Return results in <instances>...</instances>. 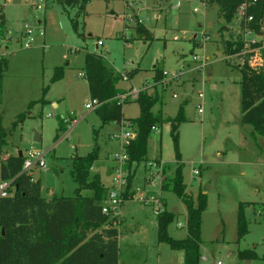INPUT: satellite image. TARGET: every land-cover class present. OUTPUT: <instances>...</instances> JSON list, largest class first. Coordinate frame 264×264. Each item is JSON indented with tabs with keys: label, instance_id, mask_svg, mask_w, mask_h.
Returning <instances> with one entry per match:
<instances>
[{
	"label": "rangeland",
	"instance_id": "obj_1",
	"mask_svg": "<svg viewBox=\"0 0 264 264\" xmlns=\"http://www.w3.org/2000/svg\"><path fill=\"white\" fill-rule=\"evenodd\" d=\"M43 1L0 0L4 25L0 60L6 61L0 95L6 145L0 163L7 153L39 151L45 169L34 168L31 177L39 181L41 196L72 197L76 184L71 159L96 147L97 160L90 174L99 173L109 190L114 172L108 179L106 170L115 164L111 155L120 150L116 139L120 126L101 127L94 109H85L90 98L80 75L84 55L99 54L119 73L118 87L157 95L153 114L160 111L163 118L172 119L183 108L184 121L177 127L176 139L168 121L150 133L145 161L128 170L133 176L131 189L163 197L166 210L176 216L167 233L174 239L184 238L185 208L173 193L160 190L154 169L158 166L170 175L171 164L180 162L186 193L195 199L201 191L207 197L201 215L199 264H264L260 259L264 255V136H252L250 126L240 125V71L236 60H226L220 48L221 41L237 40L240 17L224 25L216 17V7L199 0H89L83 11ZM138 21L152 39L136 35ZM24 26L32 31L28 49L22 47ZM97 41L102 46H96ZM59 66L65 67L62 78L50 83L53 68ZM155 70L166 78L175 77L164 87L154 86ZM42 98L44 103L36 102ZM121 112L124 119L135 118L138 106L129 100ZM18 115H23L22 121L12 129ZM61 118L69 120L57 132ZM35 134L38 142L33 141ZM164 163L170 167L162 169ZM81 195L90 197L91 192L84 190ZM240 203L246 204L248 231L237 240ZM117 212L119 264H183L181 252L157 242L156 215L150 205L132 198L123 201ZM177 223L182 227H176ZM245 250L255 257L238 259L237 253Z\"/></svg>",
	"mask_w": 264,
	"mask_h": 264
},
{
	"label": "trees",
	"instance_id": "obj_2",
	"mask_svg": "<svg viewBox=\"0 0 264 264\" xmlns=\"http://www.w3.org/2000/svg\"><path fill=\"white\" fill-rule=\"evenodd\" d=\"M89 0H44L62 8L79 7L84 10ZM202 5L216 7V17L224 25H230L238 14V8L249 4L241 13L239 26L243 27V19L251 17L247 24L254 33L264 38V0H199ZM75 29V21H71ZM223 26V25H222ZM4 25L0 23V35ZM135 33L143 40L152 39L148 30L141 24L135 26ZM220 48L225 57L239 52L242 48L239 37L235 41H221ZM264 59V48L261 51ZM66 65V64H65ZM64 66L52 70L50 83L59 81L63 76ZM6 69L5 59L0 60V95L1 81ZM240 125H248L252 136H264V66L254 70L248 66L240 68ZM134 72L128 74L131 78ZM82 76L86 81L88 96L95 100L98 106L94 109L100 120L101 127L109 123L120 125L129 122L135 132V138L126 147V169L130 172L132 164L145 161L147 141L153 128L164 121L171 126V135L177 136V127L184 121L183 108L180 107L174 118H163L160 111L152 113L153 106L158 102L157 95H150L146 90L138 93L133 100L139 109L138 116L124 119L122 105L117 96L124 91L117 88L120 80L117 73L99 54L84 55ZM162 79V71L155 70L154 85ZM47 87L42 89L44 95ZM1 102V99H0ZM44 103L43 98L37 100ZM126 103V102H125ZM124 103V104H125ZM31 103L29 104V106ZM23 115L16 116L12 129L21 121ZM67 120L59 119L57 132L64 130ZM6 131L0 118V154L6 145ZM58 134L56 133L54 141ZM97 160L95 147L85 156H74L71 159V177L76 184L72 197L52 196L46 199L41 196L40 183L22 172L23 156L10 155L0 163V182H8V196L0 198V264H119L118 233L115 228L117 218L101 213L100 202H103L106 188L101 184L97 174L91 175L90 170ZM158 163V161H156ZM170 167L164 164L162 169ZM182 164H173V172L167 174L161 170L160 190L173 193L185 208V237L174 239L167 233L168 226L176 216L163 209L156 215L157 242L166 245L170 251L181 252L183 264H199V245L201 215L206 209L207 197L199 191L193 199L186 193L183 182ZM133 176L127 177L126 191L123 201L129 199ZM88 190L90 197L82 196L81 192ZM165 208V202L162 199ZM245 203L238 205L236 219V238H243L247 233V222L244 218ZM240 260L255 257L254 253L245 250L237 253ZM264 262V255L260 257Z\"/></svg>",
	"mask_w": 264,
	"mask_h": 264
},
{
	"label": "built area",
	"instance_id": "obj_3",
	"mask_svg": "<svg viewBox=\"0 0 264 264\" xmlns=\"http://www.w3.org/2000/svg\"><path fill=\"white\" fill-rule=\"evenodd\" d=\"M40 0H38L39 2ZM44 2V1H43ZM38 4L36 3V6ZM249 4H243L238 8V16H241V13ZM251 22V17H246L243 19V27H239V40L241 41L242 48L239 52L225 57L226 60L235 59L238 69L244 68L248 66L254 70H259L264 66V59L261 57V51L264 48V38L249 28H247V24ZM137 23L140 24L138 21ZM39 35L42 36V30H38ZM23 37H25V42L22 43V47L24 49H28L31 47L33 42L32 31L28 29L27 26L23 27ZM96 46H102L101 41L96 42ZM167 75L162 72V79L155 85H163L165 86L168 80L174 78V75H171L169 78H166ZM122 80L126 81L127 76L125 74L121 75ZM143 91V90H142ZM140 91L130 88L128 91L124 92L117 96V100L120 104H124L129 100H134ZM202 98L201 95L198 96ZM98 106L95 100H90V103L85 105V109H95ZM201 106H198V112L201 113ZM120 132L117 134L116 139L119 142L120 150L112 155V159L114 161V166L112 167V174L114 172V177L112 179V185L109 190L106 192V196L103 200L101 206V213L104 215H109L110 217L117 218V210L118 207L123 203V193L126 191L127 186V177L128 170L126 169L127 164V153L126 147L130 144L131 141L135 138V132L131 127L129 122L123 121L121 122ZM152 130H155L153 128ZM23 156V165L22 172L31 176V172L34 168L45 169V164L42 160L43 154L39 151H35L30 149L26 151ZM154 163L148 164V167H151ZM153 167V166H152ZM156 169L155 175L160 177L159 180V188L161 183V168L158 166ZM197 174L196 171H194ZM9 183L8 182H0V198L8 196ZM129 199H137L144 205H150L152 207L154 215H158L162 212V203L161 197L157 194H148L142 193L141 190H129L128 191ZM180 227V224H177Z\"/></svg>",
	"mask_w": 264,
	"mask_h": 264
},
{
	"label": "crops",
	"instance_id": "obj_4",
	"mask_svg": "<svg viewBox=\"0 0 264 264\" xmlns=\"http://www.w3.org/2000/svg\"><path fill=\"white\" fill-rule=\"evenodd\" d=\"M126 6H128V4H126ZM81 75V77H83L82 76V73L80 74ZM130 79V78H129ZM117 86V85H116ZM155 86V85H154ZM133 87V86H132ZM117 88H119V89H121L122 91H124V92H126L127 90H125V89H122L121 87H118L117 86ZM131 88V87H130ZM129 88V89H130ZM88 90V89H87ZM188 99V98H187ZM129 102V101H128ZM128 102H126L125 104H127ZM125 104H123V105H125ZM123 105H122V107H123ZM52 106L54 107V108H56L57 107V104L56 103H53L52 104ZM87 110H90V109H87ZM138 113H139V109H138ZM124 116V115H123ZM138 116V115H137ZM136 118V117H135ZM64 120H69L68 118L66 119V118H63ZM126 119H133V118H126ZM10 155H12V154H5V155H3L2 157H1V162L2 161H4L8 156H10ZM22 156V155H21ZM111 157H112V155H111ZM155 161H157V160H155ZM159 161V160H158ZM160 162V161H159ZM165 164V163H164ZM171 165H173V164H171ZM110 167V166H109ZM107 172H106V174L108 175L109 173H110V175L108 176V179H109V177L111 176V174H112V166L110 167V170H106ZM197 172V171H196ZM98 174V176H100V174L99 173H97ZM100 178V181H101V184L103 185V181H102V178H101V176L99 177ZM107 178V177H106ZM35 181V180H34ZM133 182V181H132ZM106 189L109 187V186H106L105 184L103 185ZM130 190H131V188H130ZM51 194H53V192H52V190H51ZM52 196H56V195H51L49 198H51ZM161 197V196H160ZM49 198H46V199H49ZM161 199H163V197H161ZM164 200V199H163ZM164 202H165V200H164ZM165 209H166V204H165ZM177 224H180V223H177ZM177 224H176V227H178L177 226ZM155 225H156V223H155ZM181 225V224H180ZM181 227H182V225H181ZM178 228H180V227H178ZM177 252V251H176Z\"/></svg>",
	"mask_w": 264,
	"mask_h": 264
},
{
	"label": "water",
	"instance_id": "obj_5",
	"mask_svg": "<svg viewBox=\"0 0 264 264\" xmlns=\"http://www.w3.org/2000/svg\"><path fill=\"white\" fill-rule=\"evenodd\" d=\"M221 30H224V27L221 28ZM33 141H34V142H38V141H39V136H38L37 134L34 135ZM17 156H18V157H21V153L18 152V153H17Z\"/></svg>",
	"mask_w": 264,
	"mask_h": 264
}]
</instances>
